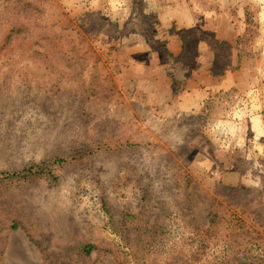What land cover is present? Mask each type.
Returning <instances> with one entry per match:
<instances>
[{
	"label": "rangeland",
	"instance_id": "374dc122",
	"mask_svg": "<svg viewBox=\"0 0 264 264\" xmlns=\"http://www.w3.org/2000/svg\"><path fill=\"white\" fill-rule=\"evenodd\" d=\"M55 157L0 264H264V0H0V175Z\"/></svg>",
	"mask_w": 264,
	"mask_h": 264
},
{
	"label": "trees",
	"instance_id": "16d2710c",
	"mask_svg": "<svg viewBox=\"0 0 264 264\" xmlns=\"http://www.w3.org/2000/svg\"><path fill=\"white\" fill-rule=\"evenodd\" d=\"M92 151L85 146H82L80 148H77L73 151V153L68 157L70 159H74L76 157H83L85 155H88L89 153H91ZM67 158L64 157H55L52 158V160L48 161H43L40 163H32V164H28L26 166H24L22 169H20L19 171L16 172H12V173H2V175H0V186L3 184V182L5 181H10L13 179H30V178H34V177H49L51 179H56L55 174L52 171V167L56 164H60L63 163ZM217 211H213L211 213H209V221L211 223H214V218H216ZM16 225L14 223H12V228H15ZM209 231V228L206 230H202V229H198L195 228V232L193 230V233H195L193 236L190 237V240H195L196 238L197 241H200L198 248H195V250H193L191 252V260H195L198 261L197 257L200 256V253L203 252V243L205 242V240L207 239V237L202 238V240H200V234L202 233H207ZM199 235V236H198ZM94 248V246L92 244H85L82 246L81 251L84 255H88L90 253V251ZM251 263V262H250ZM249 263V264H250Z\"/></svg>",
	"mask_w": 264,
	"mask_h": 264
}]
</instances>
